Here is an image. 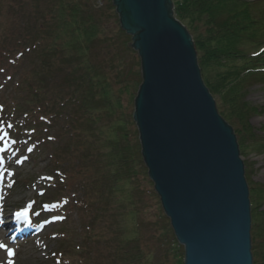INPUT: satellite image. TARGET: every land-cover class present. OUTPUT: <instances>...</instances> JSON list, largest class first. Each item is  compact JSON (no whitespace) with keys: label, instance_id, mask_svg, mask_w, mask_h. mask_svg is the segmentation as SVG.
I'll return each mask as SVG.
<instances>
[{"label":"trees","instance_id":"16d2710c","mask_svg":"<svg viewBox=\"0 0 264 264\" xmlns=\"http://www.w3.org/2000/svg\"><path fill=\"white\" fill-rule=\"evenodd\" d=\"M171 1L192 35L203 82L220 95L218 113L237 121L240 152L257 109L242 101L245 84L264 83V16L251 15L264 0ZM132 42L112 0H0V125L12 144L30 145L26 155L46 149L51 202L63 210L66 193L77 195L72 205L83 238L68 264H183L162 210L156 226L168 239L164 258L140 242L132 190L141 197L140 175L152 182L132 115H124L114 91L116 84L134 100L142 81ZM214 74L220 81L212 82ZM260 256L264 264L262 250Z\"/></svg>","mask_w":264,"mask_h":264},{"label":"water","instance_id":"95a60500","mask_svg":"<svg viewBox=\"0 0 264 264\" xmlns=\"http://www.w3.org/2000/svg\"><path fill=\"white\" fill-rule=\"evenodd\" d=\"M133 35L140 153L183 264H252L250 201L232 127L204 85L171 0H112Z\"/></svg>","mask_w":264,"mask_h":264},{"label":"rangeland","instance_id":"374dc122","mask_svg":"<svg viewBox=\"0 0 264 264\" xmlns=\"http://www.w3.org/2000/svg\"><path fill=\"white\" fill-rule=\"evenodd\" d=\"M251 15L255 19L260 15L264 16V3L252 7ZM189 34L192 38L190 32ZM261 45L264 47V42ZM261 45L250 51L258 50ZM109 74L112 76V72ZM215 74L211 77L212 82L220 81ZM203 83L206 86L205 82ZM114 91L120 96V109L124 115H132L134 100L131 94L119 92L116 84ZM212 97L217 108V105L221 104L220 95L215 94ZM242 101L249 107L257 108L255 113L248 116L250 130L244 135L245 140L239 155L244 165V177L249 191L252 264H261L259 253L260 250L264 252V83L255 79L247 81ZM0 102H4L2 97ZM229 125L234 130L238 127L234 118ZM134 127L130 126L129 129ZM28 150H31L30 145L21 147L12 144L4 127L0 125V244L5 246L0 247V264H9V261L11 264H68L66 261L75 260L73 256L76 253L72 249L82 244L83 238L76 208L72 205V200L77 195L66 193L68 199L63 202L68 205L63 210L59 209L60 202H51V197H46L53 190L47 185L48 153L46 149H41L30 156L25 154ZM136 181L143 188V193L138 199L135 186L132 190V198L136 201L135 206L138 209L140 242L144 249L148 247L157 256L163 257V253L168 249V239L164 237L162 225L156 226L162 209L158 206V199L149 192L153 188L152 184L146 182L142 175L138 176ZM255 188L261 189L260 196L255 193ZM258 204L260 205L256 207ZM18 213L23 215H17ZM131 219L132 215L127 221L130 222ZM19 220L30 226V232L14 244L9 241L8 231L15 228V222ZM7 249L14 250V255L9 257ZM98 250L102 252L101 248ZM94 251L97 252V249ZM254 257H257L256 262ZM97 259L100 261L99 256Z\"/></svg>","mask_w":264,"mask_h":264},{"label":"snow or ice","instance_id":"6c2138e0","mask_svg":"<svg viewBox=\"0 0 264 264\" xmlns=\"http://www.w3.org/2000/svg\"><path fill=\"white\" fill-rule=\"evenodd\" d=\"M17 215H23V213H18ZM0 247H5L3 244H0ZM9 257H11L12 255H14V250L12 249H7ZM9 264H11V261H9Z\"/></svg>","mask_w":264,"mask_h":264},{"label":"built area","instance_id":"2783aa9c","mask_svg":"<svg viewBox=\"0 0 264 264\" xmlns=\"http://www.w3.org/2000/svg\"><path fill=\"white\" fill-rule=\"evenodd\" d=\"M99 4H101V2H99Z\"/></svg>","mask_w":264,"mask_h":264}]
</instances>
